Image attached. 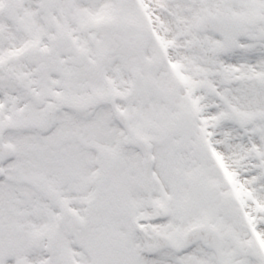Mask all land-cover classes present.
<instances>
[{"label":"snow or ice","instance_id":"1","mask_svg":"<svg viewBox=\"0 0 264 264\" xmlns=\"http://www.w3.org/2000/svg\"><path fill=\"white\" fill-rule=\"evenodd\" d=\"M0 264H264V0H0Z\"/></svg>","mask_w":264,"mask_h":264}]
</instances>
